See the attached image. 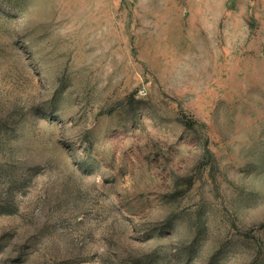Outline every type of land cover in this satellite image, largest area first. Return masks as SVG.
<instances>
[{
	"label": "rangeland",
	"instance_id": "1",
	"mask_svg": "<svg viewBox=\"0 0 264 264\" xmlns=\"http://www.w3.org/2000/svg\"><path fill=\"white\" fill-rule=\"evenodd\" d=\"M0 264H264V0H0Z\"/></svg>",
	"mask_w": 264,
	"mask_h": 264
}]
</instances>
